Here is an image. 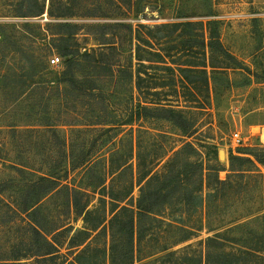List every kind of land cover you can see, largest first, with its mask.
Segmentation results:
<instances>
[{
    "label": "rangeland",
    "instance_id": "rangeland-1",
    "mask_svg": "<svg viewBox=\"0 0 264 264\" xmlns=\"http://www.w3.org/2000/svg\"><path fill=\"white\" fill-rule=\"evenodd\" d=\"M58 2L74 8L77 16L50 17V0H0V248L23 244L28 224L47 232L65 225L72 229L70 235L83 228V217L77 215L73 202H89L90 209L97 205L100 180L111 155L120 143L121 149H127L130 143L129 130L109 135L88 129L95 128L96 122L126 119L132 95L135 102L146 101L130 80L120 82L110 68L98 62L135 65L137 42L133 38L137 31L154 48L142 43L144 65L153 60L147 51L156 52L159 43L171 52L168 64L181 77L186 67L181 31L157 42L148 30L167 23L204 21L208 40L213 36L218 50L228 54L215 55L210 63L231 68L212 75L206 109L185 114L194 128L180 130L163 120H142L135 125L140 129L132 138L136 153L152 164L163 156L165 161L173 158L189 143L198 154L185 153L179 164H187V158L199 161L205 168L224 170L229 169L232 154L264 157V151H253L256 156L246 154L250 148H264V0ZM87 8L94 10L96 17H82ZM210 21L214 24L207 23ZM139 25L145 29L139 30ZM27 32L38 40L34 41ZM70 33H75L73 39L67 37ZM163 34L166 33L158 35ZM111 45L118 51L83 56L87 51ZM66 47L74 54L79 52L78 63L68 68L72 69L70 77L64 76L67 67L62 52ZM54 57H60V62L52 64ZM143 77L147 84L153 83L152 78ZM179 101L177 108L187 110L185 99ZM110 137L115 146H102ZM133 163L136 171L137 160ZM186 170L184 177L192 171ZM259 170L241 179L248 185L241 186L239 199L229 200L225 206L222 202L218 210L186 213L174 208L164 217L175 226L196 232L197 237L187 244L224 232L237 217L247 230L262 234L264 165ZM139 194L136 186L134 197ZM26 196H42L37 209L29 214L20 211L18 205ZM250 212L253 216L247 215ZM160 242L170 244L173 238H160ZM109 243V236L101 240V244Z\"/></svg>",
    "mask_w": 264,
    "mask_h": 264
},
{
    "label": "trees",
    "instance_id": "trees-1",
    "mask_svg": "<svg viewBox=\"0 0 264 264\" xmlns=\"http://www.w3.org/2000/svg\"><path fill=\"white\" fill-rule=\"evenodd\" d=\"M58 1L50 0V17L77 16L74 8ZM40 13L43 14L44 11ZM81 16L96 17V13L87 8ZM205 26L204 21H186L162 24L148 30L149 35L155 36L153 39L157 42L181 31L179 36L185 37L182 52L183 57H186V67L182 69L181 77L168 64L171 52L159 43L156 52L146 50L153 60H149V65H144L142 51L145 50L142 43L154 48L149 40L142 38L140 31H137L133 38L137 42L135 65L98 62L110 68L113 77L120 82L130 80L136 92L146 100L144 103L135 102L132 95L130 114L126 119L96 122L93 124L95 128L88 129L100 130L109 135L116 130H129L128 148L121 149L120 139V145L111 155L104 171L105 175L100 180V197L94 208H89V202L84 205L78 200L73 202L72 207L77 215L83 217L82 229L70 235L72 229L65 225L47 232L37 225L28 224L23 244H15L7 249L0 248V264H264V232L257 234L253 230H247L239 223L241 218L232 219L231 226L224 232H217L187 244L197 237L196 232L175 226L164 217L174 208L183 209L186 213L206 208L215 211L220 209L222 202L225 206L229 200L239 199L241 186L248 185V182L242 184V180H245L249 173L260 171V165H264V157L252 159L232 154L228 170L218 167L205 168L199 161L191 162L187 158V164L181 165L178 160L185 153L198 154L188 143L173 158L165 161L163 156L159 161L148 164L139 152L136 153L132 139L135 130H140L136 129L135 125L142 120L168 121L180 130L195 127L194 123L189 124L190 116L185 114L188 111L195 113L193 109H206L210 100L212 75L231 68L210 63V59L215 55L225 57L228 54L218 50L213 36L208 40ZM138 29H145V26L139 25ZM162 32L166 34L158 35ZM27 33L34 41L38 40L35 34ZM67 35L73 39L75 33ZM68 38L64 40L68 41ZM109 51L116 52L118 48L115 45L101 47L98 50L93 49L92 53L87 51L83 56L106 55ZM62 55L67 67L64 76L70 77L72 69L68 68L78 63L79 52L74 54L66 47ZM143 75L152 78L153 83L147 84ZM180 98H184L189 104L185 108L187 110L177 108L180 106L176 105L180 103ZM112 144L115 146L110 137L102 146ZM250 149L251 152L246 153L247 155L256 156L253 151H264V148L258 147ZM134 159L137 160L136 171ZM187 168L192 171L190 176L184 177ZM225 171L226 177L223 178ZM136 186L140 192L138 198L134 197ZM41 197L22 198L21 204H18L20 211L25 214L34 212L41 202ZM253 214L250 212L247 215ZM176 227L178 232H175ZM106 236L110 238L109 246L101 244V240ZM168 236L173 238L172 243L160 242V238L166 239ZM153 240L157 244L152 243ZM147 243H152V246Z\"/></svg>",
    "mask_w": 264,
    "mask_h": 264
},
{
    "label": "built area",
    "instance_id": "built-area-1",
    "mask_svg": "<svg viewBox=\"0 0 264 264\" xmlns=\"http://www.w3.org/2000/svg\"><path fill=\"white\" fill-rule=\"evenodd\" d=\"M60 62V57H54V58H52V60H51V63L52 64H57V63H59ZM238 134H236L235 135V137L238 139Z\"/></svg>",
    "mask_w": 264,
    "mask_h": 264
}]
</instances>
